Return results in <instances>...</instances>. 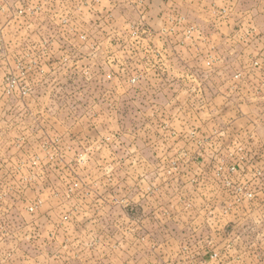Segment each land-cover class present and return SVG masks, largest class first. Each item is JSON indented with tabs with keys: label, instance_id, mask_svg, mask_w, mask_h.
<instances>
[{
	"label": "rangeland",
	"instance_id": "1",
	"mask_svg": "<svg viewBox=\"0 0 264 264\" xmlns=\"http://www.w3.org/2000/svg\"><path fill=\"white\" fill-rule=\"evenodd\" d=\"M149 9L0 0V264H248L264 254V53L259 65L224 46L216 64L194 49L209 55L192 57L202 79L172 96L176 85L151 79L161 56L138 17ZM246 72L258 76L255 95L233 96Z\"/></svg>",
	"mask_w": 264,
	"mask_h": 264
},
{
	"label": "crops",
	"instance_id": "2",
	"mask_svg": "<svg viewBox=\"0 0 264 264\" xmlns=\"http://www.w3.org/2000/svg\"><path fill=\"white\" fill-rule=\"evenodd\" d=\"M160 1L149 0L150 9L143 15L139 14L138 17L143 19L153 43L154 41L157 43L152 44L151 47H156L161 56L158 60H154L157 72L150 74L151 79L157 81L159 85L163 81H168L166 86L170 92L171 87L176 85L177 88L172 92V96H190L191 89L184 90V82H189L192 78L202 79L201 75L189 72L190 65L194 60L204 64L203 58L209 55L195 59V56L191 55L194 49H205L207 53L210 52L214 55L213 62L217 64L219 61L215 57L217 49L224 46L232 49L241 48L247 51L246 57L250 61L254 60L262 65L260 63L262 57L257 58L256 55L264 53V0H175L173 9L164 8V4ZM177 63L182 66V72L169 71L174 69ZM185 68L188 70L185 71ZM247 74V72L243 74L242 79L237 80L241 83L235 86V89H231L233 96L247 98L255 95L253 83L258 80L257 74ZM216 75L217 73H210L209 77ZM162 89L163 87L154 85L151 97L158 98L162 94ZM210 95L226 97L216 91ZM261 97L264 98V89ZM188 101L190 102V99ZM240 106V104L233 105L237 112ZM201 108L203 107L198 105L199 111ZM254 253L256 252H251L252 259L248 264H264V254ZM231 257H234L233 254Z\"/></svg>",
	"mask_w": 264,
	"mask_h": 264
}]
</instances>
